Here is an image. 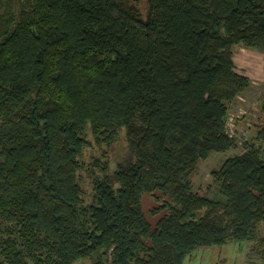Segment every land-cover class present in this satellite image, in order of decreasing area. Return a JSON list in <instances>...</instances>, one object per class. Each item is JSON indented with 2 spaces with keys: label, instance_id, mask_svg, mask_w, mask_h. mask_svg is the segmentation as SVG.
Returning a JSON list of instances; mask_svg holds the SVG:
<instances>
[{
  "label": "trees",
  "instance_id": "16d2710c",
  "mask_svg": "<svg viewBox=\"0 0 264 264\" xmlns=\"http://www.w3.org/2000/svg\"><path fill=\"white\" fill-rule=\"evenodd\" d=\"M237 45L264 51V0H148L146 17L139 0H0V264H183L234 241L264 264V101L257 142L213 171L221 197L192 183L238 142ZM122 134L87 198L86 148Z\"/></svg>",
  "mask_w": 264,
  "mask_h": 264
},
{
  "label": "rangeland",
  "instance_id": "374dc122",
  "mask_svg": "<svg viewBox=\"0 0 264 264\" xmlns=\"http://www.w3.org/2000/svg\"><path fill=\"white\" fill-rule=\"evenodd\" d=\"M139 7L144 15L148 13V0H139ZM235 61L237 65L246 63V59L253 62L258 76L253 77L252 84L248 90L231 103L229 132L238 139L231 149L225 152H214L207 159L201 160L192 175L194 191L201 194H208L211 197H221L218 183H215L213 171L218 170L224 162L231 156L241 154L247 149L246 142H257L255 139L258 128L262 125L261 103L264 101V51L247 48L241 45L236 46ZM245 52V55H239ZM263 73V75H262ZM90 139L92 136L90 135ZM127 141L122 134L119 141L112 147L98 146L93 143L88 146L82 157L84 169L82 178L83 187L87 198H91L94 193L93 178L102 173L100 166L93 165L98 159L110 162L109 170L115 167V161H119L127 151ZM108 155V157H105ZM157 206V202L152 195H146L143 199V207L148 216L152 217L151 209ZM260 235L264 237V224L261 225ZM250 241L230 242L221 246H212L211 248H199L195 250L183 264H257L258 259L250 251ZM250 245V247H249ZM74 264H99L98 258L87 257L76 261Z\"/></svg>",
  "mask_w": 264,
  "mask_h": 264
},
{
  "label": "crops",
  "instance_id": "0c3cea01",
  "mask_svg": "<svg viewBox=\"0 0 264 264\" xmlns=\"http://www.w3.org/2000/svg\"><path fill=\"white\" fill-rule=\"evenodd\" d=\"M240 53H242V50L240 51ZM246 53L243 52L242 54H239L240 56L241 55H245ZM253 61L250 60V59H246V63L243 62V64H240V66H238L237 62H236V65H237V69L240 73L242 74H245L247 76H249L251 78V80L253 79V77H256L258 76L257 72H256V68L253 66V64H251ZM257 73V74H256ZM263 75V73H262Z\"/></svg>",
  "mask_w": 264,
  "mask_h": 264
},
{
  "label": "built area",
  "instance_id": "2783aa9c",
  "mask_svg": "<svg viewBox=\"0 0 264 264\" xmlns=\"http://www.w3.org/2000/svg\"><path fill=\"white\" fill-rule=\"evenodd\" d=\"M230 125V122L228 123V126Z\"/></svg>",
  "mask_w": 264,
  "mask_h": 264
}]
</instances>
